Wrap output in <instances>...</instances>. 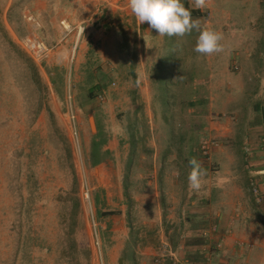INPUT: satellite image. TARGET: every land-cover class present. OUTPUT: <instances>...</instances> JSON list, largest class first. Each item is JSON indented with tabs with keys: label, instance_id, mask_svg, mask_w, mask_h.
I'll list each match as a JSON object with an SVG mask.
<instances>
[{
	"label": "rangeland",
	"instance_id": "374dc122",
	"mask_svg": "<svg viewBox=\"0 0 264 264\" xmlns=\"http://www.w3.org/2000/svg\"><path fill=\"white\" fill-rule=\"evenodd\" d=\"M127 1L102 4L94 20L106 17L101 23L108 24L109 42L90 50L78 64L74 52L57 48L45 62H35L21 42L33 35L36 18L29 16L36 0H13L9 10V0H0V264H121L132 233L140 240L134 249L138 263L158 264L163 243L180 250L202 240L187 236L180 224L166 230L157 215L158 201L191 200L192 191L205 195L220 181L234 180L254 211L263 204L249 190V181L257 179L250 174L256 173V154L250 151L254 149L250 140L241 136L239 116L248 109L264 110V51L258 52L260 63L255 55L245 60L243 51L245 45L262 44L264 0H206L203 9L195 8L193 0H182L202 11L201 29L223 35V51L208 56L196 53L187 36H159L147 23L138 24L133 14L116 11V5ZM51 17L46 30L55 31L50 21L61 20L59 8ZM94 24L92 20L85 26L93 30ZM58 51L61 60L52 62ZM169 53L179 58L173 75L183 86L170 85V105L164 108L154 85L157 67ZM195 70L206 76L201 80L191 76ZM96 85V97L101 89L105 93L103 101L89 97ZM194 86L203 96L190 107ZM254 91L257 94L250 98ZM72 111L79 143L74 139ZM253 117H247L245 124L258 127ZM255 128H245V133L263 132ZM132 131L138 146L129 169ZM101 132L110 157L93 167L91 145ZM184 136L186 145L194 136L195 158L206 170L199 190L188 183L189 155L180 146ZM203 139L217 140L216 152L226 161L219 164L216 152L209 160L201 156ZM119 193L127 213L123 225L109 222L112 215H106L117 213ZM209 243L214 244L215 238ZM203 246L197 251L202 252Z\"/></svg>",
	"mask_w": 264,
	"mask_h": 264
},
{
	"label": "crops",
	"instance_id": "0c3cea01",
	"mask_svg": "<svg viewBox=\"0 0 264 264\" xmlns=\"http://www.w3.org/2000/svg\"><path fill=\"white\" fill-rule=\"evenodd\" d=\"M12 1L13 0H9L10 4H8L7 10L11 8ZM106 1L107 0H36L35 5H32L33 14L29 16L36 18L31 25V34L44 41L49 47L57 48V50L60 51L62 50L61 52H74L76 50V52H74V59H76L77 55L78 64H82L84 62L81 61V59L87 57L90 50L101 47L109 42V37L105 35V30L108 24L106 21L101 23L106 17H99L94 20L95 13L100 10V7ZM58 8L61 20L59 21L55 18L54 21H50L51 25L56 28V30L48 31L46 30V26H48L49 22L48 19L52 18L51 15H53L54 10ZM115 8L116 11L122 9L121 11L133 14L131 11H127V9L130 10L128 1L125 5L119 3V6L116 5ZM92 20L95 22V29L90 30L89 26L86 27L85 25ZM63 21H66L73 29L72 35L65 42L63 41V28L59 25V23H62ZM80 27H84L82 33L79 31ZM249 32L255 34L254 31ZM261 42L262 44H250L243 47V51L246 53L245 60L253 55L257 57L259 51H264V39ZM232 50H234V48H232ZM59 54L60 52L58 51L56 54L57 57H54L52 62L56 63L61 60ZM233 56H235V54ZM255 60L260 63L262 58L258 56ZM254 92L255 94H248L250 98L257 94L256 91ZM251 110L252 109H248V113L244 116L240 115L239 119L241 122V136L243 139L250 140L248 143L255 149L250 150L253 152L255 151L256 154L253 158L255 162V168L253 170L256 171V173L250 172V174H255L257 180L261 181L260 189L263 204L257 208L258 212H256V209L254 211L253 207L251 208L248 202L243 199V188L240 187L239 183H235L234 180L225 181V184L220 181L219 185L211 187L207 193L205 191V195H203L204 191H200L202 193H195L192 191L193 195L191 200H183L180 201V203H166V201L164 203L160 200L155 204L156 208H158V218L160 219L161 224L165 226L166 230L171 227L174 228L175 226L179 227L180 224V226L183 225L184 229H187V236L200 237L205 243H207L209 242V239L206 238L204 234L206 235V232L211 234L210 228L218 225V234H211L212 236L210 237V239L215 238L216 240L221 241L223 245L219 255L212 261L215 264H264V138H262L260 142L261 133L259 135H256L255 132L251 135L245 133L246 129L256 127L253 124H249V121L245 124V119H247V117H253V114L255 113L256 117L253 118L256 119L255 123L258 124V127L254 130L256 132L261 130L264 131V112L257 113L255 110ZM259 118H261L262 121H259ZM242 124H245L246 126L244 127ZM224 134L226 133L224 132ZM217 150L219 149L213 148L210 154L213 155ZM215 156H217V162L219 164L222 163V160H225L219 157L218 153ZM219 177L221 179L223 178L222 175ZM184 192L185 196L189 194L185 189ZM198 197H206L208 199L200 202L197 199ZM117 199L121 201L119 206H115L118 211L110 217L111 220H109V222L113 224L121 223V225H123L127 218L126 206H124L120 193L119 196H117ZM159 226L161 227L162 225ZM205 246L206 245L201 247L202 252L205 250ZM179 249L182 254L180 256L187 259L188 252H197L199 245H186Z\"/></svg>",
	"mask_w": 264,
	"mask_h": 264
},
{
	"label": "clouds",
	"instance_id": "9594fccd",
	"mask_svg": "<svg viewBox=\"0 0 264 264\" xmlns=\"http://www.w3.org/2000/svg\"><path fill=\"white\" fill-rule=\"evenodd\" d=\"M128 3L129 8L136 19V22L140 25L147 23L149 25L150 31H155L159 36L183 38L185 36L191 35L193 31H196L199 33L196 41V46L194 48V51L196 53H199L203 56H208L223 51V46L221 43V41L223 40V35L215 30L201 29L200 21L198 19H193L191 10L184 6L182 0H128ZM193 6L197 9H203L206 6V0H193ZM102 93L105 94L104 92H100L98 95V99L100 94ZM203 140L217 141L214 139ZM200 155L203 156L201 152ZM203 157L206 160L210 159V156ZM189 166L191 168V171L189 172L187 177L189 186L193 190H199L201 187V178L206 175V170L202 168L201 163L196 158H192L189 160ZM256 181L258 183L257 179ZM258 188L261 195L260 202L257 201L253 193L251 192V186L249 190L255 201L260 204L263 203V198L259 183ZM217 242L221 241L215 239L214 244H208L210 245L208 247L209 251L207 249L205 250L208 252V254H211L210 249H214V251H216V256H210V260L212 261L219 255V252L222 250L216 249ZM182 247L183 246H181V248ZM176 250L179 254V250ZM184 261H186L187 264H191L186 258H184Z\"/></svg>",
	"mask_w": 264,
	"mask_h": 264
},
{
	"label": "trees",
	"instance_id": "16d2710c",
	"mask_svg": "<svg viewBox=\"0 0 264 264\" xmlns=\"http://www.w3.org/2000/svg\"><path fill=\"white\" fill-rule=\"evenodd\" d=\"M183 4L186 8H189L191 10L193 19H201L203 17L202 11L191 9L187 2L186 3L183 2ZM198 35L199 34L196 31H193V33L191 35L187 36L188 41L191 42L192 45H194V47L196 46V41H197ZM178 61H179V58L174 57V55L169 53L168 56H166L165 58L162 59V61L160 62V64L157 67L158 68L157 80H156V85H154V87L159 88V91L161 93L162 104L164 105V108H167L170 105V93H169L170 85H177L178 87L183 86V82L182 81L180 82V77L179 78L175 77V79H174V75H173L175 72V68H176L175 65ZM202 71H203V68H202ZM203 72L195 70L191 76H193L195 78L197 77L199 80H201L202 78H204L206 76V74ZM96 86L91 87V89L89 91V97L91 100H94L96 97L95 89L96 88L99 89V86L98 85H96ZM198 89H199V87H197V86L192 87L191 92H193L194 95L192 96L193 98H191V100L189 102L190 107L196 106L195 101L197 100V98L203 96L201 94V92L198 91ZM100 92H102V89ZM100 92H98L97 95H99ZM96 98H98V97H96ZM257 110H259V109L257 108ZM260 110H261V108H260ZM261 112H264V110H262ZM199 128L203 129V125ZM185 136L183 137V139L181 137L182 141L180 143V146H181V148H183L185 146V148L188 152V155H189V156L185 157V160H186V163L189 164V160L196 157L195 145H194L196 142H195L194 136H193V139L191 141H189L188 144L186 145L185 144V138H186ZM260 136H261V138H260V142H261V139L264 138V131L261 133ZM131 138H132L130 140L131 154H130V161L128 163L129 169H131V166L133 164L132 161L137 156L138 141L136 139V135H135L134 131L131 132ZM175 138L176 137L173 134L172 139L175 140ZM200 138L201 137H199L198 139H200ZM106 144H107L106 135L103 132H101L99 134V136L95 137V139L93 140L92 145H91V153H90V157H89V162L93 167L99 166L100 164L105 162L110 157V151L105 149ZM147 152L149 153V151H147V149H146L145 153H147ZM127 180L129 181V175H128ZM127 185H128V182H127ZM126 197L127 198L130 197L129 187H126ZM113 214H114V212L106 213L107 216H111ZM197 242L200 243L199 245L209 244V242L205 243L204 240H199ZM139 243H140V240L137 238L136 235H134L132 233L130 246L124 251L123 259L120 261L121 264H124V262L126 260L129 261L130 264H139L138 260L136 259L137 255L134 252V249L138 246ZM210 253L211 254H208L207 251L201 252V250H199L197 252H188L187 258L191 264H196V263L212 264L213 262H212V260H210L211 259L210 256H216L217 253H216V251H214V249H212L210 251Z\"/></svg>",
	"mask_w": 264,
	"mask_h": 264
},
{
	"label": "built area",
	"instance_id": "2783aa9c",
	"mask_svg": "<svg viewBox=\"0 0 264 264\" xmlns=\"http://www.w3.org/2000/svg\"><path fill=\"white\" fill-rule=\"evenodd\" d=\"M62 26L64 28V35H63V41L66 40L70 34L73 32L72 27L66 26L65 22H62ZM80 33L83 32V28L79 29ZM21 45L23 47V49L32 57V59L35 62L38 63H43L46 60H48L50 58V56L52 55V52L54 50V48H50L44 41H42L41 39H39L37 36L35 35H28L26 37L23 38ZM113 86L115 87L116 84L114 83ZM71 98V97H70ZM105 98V94H100L99 99L100 100H104ZM72 115V121L74 124V139L77 143H79V134L77 132L76 126H75V116L73 114V111L71 112ZM212 147H219V143L217 141H213V140H205L204 143H202L201 147H200V152L203 156L205 157H209L210 153H211V149ZM249 151V150H248ZM251 154V153H249ZM250 186H251V192L253 193L254 197L257 199L258 202L261 201V195H260V190L258 188V183L255 179H252L250 181ZM92 221L94 223L95 226V231H96V222H95V217L92 213ZM219 232V227L217 225L213 226L210 229V233L211 234H218ZM96 244L97 246L100 248V242L98 239V235L96 232ZM164 245L162 246V251L160 253V255L156 258V263H160V262H164V263H168V264H187L186 261H184V258H182L179 254L178 251L176 249H174L170 244L168 243H163ZM216 249L217 250H221L222 249V243L221 242H217L216 244ZM211 251V249H210Z\"/></svg>",
	"mask_w": 264,
	"mask_h": 264
},
{
	"label": "bare ground",
	"instance_id": "6f19581e",
	"mask_svg": "<svg viewBox=\"0 0 264 264\" xmlns=\"http://www.w3.org/2000/svg\"><path fill=\"white\" fill-rule=\"evenodd\" d=\"M67 26H69V24Z\"/></svg>",
	"mask_w": 264,
	"mask_h": 264
}]
</instances>
